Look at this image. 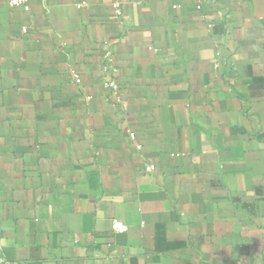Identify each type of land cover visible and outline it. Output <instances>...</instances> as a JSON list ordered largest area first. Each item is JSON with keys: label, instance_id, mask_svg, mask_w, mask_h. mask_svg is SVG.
<instances>
[{"label": "crops", "instance_id": "crops-1", "mask_svg": "<svg viewBox=\"0 0 264 264\" xmlns=\"http://www.w3.org/2000/svg\"><path fill=\"white\" fill-rule=\"evenodd\" d=\"M6 261L264 264V0H0Z\"/></svg>", "mask_w": 264, "mask_h": 264}, {"label": "built area", "instance_id": "built-area-1", "mask_svg": "<svg viewBox=\"0 0 264 264\" xmlns=\"http://www.w3.org/2000/svg\"><path fill=\"white\" fill-rule=\"evenodd\" d=\"M7 2L11 5V6H22V7H25L26 6V3H27V0H7ZM114 7H115V12L116 13H119V8L116 4H114ZM104 57L106 58H109L110 57V52L109 51H105L104 52ZM73 76L75 78H77V74L73 73ZM105 85L109 88H115V83L112 81V80H107L105 82ZM130 136L133 137V133H130ZM137 148H140L139 145H136ZM147 170L150 169V166H147L146 167ZM112 227L115 231L117 232H122L126 229V225L122 222V221H119V220H114L113 223H112ZM4 264H28L26 262H17V261H14V262H3Z\"/></svg>", "mask_w": 264, "mask_h": 264}]
</instances>
